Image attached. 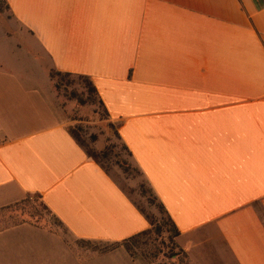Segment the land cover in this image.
<instances>
[{
	"label": "crops",
	"instance_id": "crops-1",
	"mask_svg": "<svg viewBox=\"0 0 264 264\" xmlns=\"http://www.w3.org/2000/svg\"><path fill=\"white\" fill-rule=\"evenodd\" d=\"M3 2L0 209L37 196L66 233L0 227V264H93L77 242L150 228L69 134L50 70L93 82L190 264H264V0Z\"/></svg>",
	"mask_w": 264,
	"mask_h": 264
},
{
	"label": "rangeland",
	"instance_id": "rangeland-1",
	"mask_svg": "<svg viewBox=\"0 0 264 264\" xmlns=\"http://www.w3.org/2000/svg\"><path fill=\"white\" fill-rule=\"evenodd\" d=\"M9 22L7 6L0 0V23L10 24ZM71 79L70 83L64 82L59 89L55 87V81L50 79L56 96L55 104L59 118L66 122L68 129L79 132L81 140L90 149L100 152L107 145L114 146L119 158L111 157L110 162H105L109 175L148 215L153 216L158 222H161V219L165 221V216L161 214L157 205L151 202L148 186L143 177L136 172L135 164L122 150L121 143L110 125L112 122L103 109L97 102L79 105L75 99H69L71 91L78 93L84 91L76 78ZM116 161L121 164L117 165ZM123 168H128V174L124 173ZM22 222L36 225L46 231L66 233L37 196L27 195L18 203L0 209L1 228L13 227ZM128 246L130 250L116 243L77 242V248L86 252L89 262L92 258L100 256L93 264H190L186 254L178 247L176 238L166 231L141 236L136 242H129Z\"/></svg>",
	"mask_w": 264,
	"mask_h": 264
},
{
	"label": "trees",
	"instance_id": "trees-1",
	"mask_svg": "<svg viewBox=\"0 0 264 264\" xmlns=\"http://www.w3.org/2000/svg\"><path fill=\"white\" fill-rule=\"evenodd\" d=\"M49 77L51 80L55 81V87L57 89L61 88L64 82L70 83L72 80L71 78H76L77 81H79L82 84L84 91L80 92V93H78L76 91H71L69 94V99H75L79 105H86L88 103L97 102L98 105L103 109L107 118L109 119V115L107 113V110L105 109V106H104L102 100L100 99L99 94H98L93 82L87 76L75 75V74H71V73H64V72H60V71H56V70H50L49 71ZM110 125L114 130L116 138L121 143L122 150L124 152H126L127 155L131 158V154H130L128 148L126 147V145L122 142L115 124L111 123ZM68 131H69V134L71 135V137L76 141V143L86 153L88 158L91 159L92 161H94L107 175H109L108 169L105 166V162H107V161L110 162V160L112 159L111 157L117 158V159L119 158V154L114 151L115 147L112 145H107V146H105V148L102 151L96 152L95 150H92L87 145H85V143L81 140V136H80L79 132H77L76 130H71V129H68ZM115 163L117 165L121 164L120 162H117V161ZM135 169H136V172L139 175H141L139 169L137 167ZM123 171L126 174H128V172H129L128 168H123ZM140 187H143V186H140ZM121 190H122V188H121ZM148 192L150 194L151 202H154L157 205V207L159 208L161 214L165 216V221H164V219H161V222H158V220L154 219L153 216L148 215L142 208H140L138 205H136L129 198V196L124 192L127 195V197L131 200V202L135 205L137 210L145 217V219L148 221V223L150 225V228L148 230L141 232L135 236H132V237H130V238H128L122 242L116 243V244L123 245L127 250H130V247L128 246L129 242H136V240L139 237L147 236V235H150L151 233H154V232L160 233L162 231H166L168 233H171L172 237H174V238H177L179 236V232H178L177 228L175 227L171 218L167 214L165 208L163 207L161 202L158 200V198L155 196V194L152 192V190L150 189L149 186H148ZM142 193H143V195H145L144 192H142ZM45 209H46V207H45Z\"/></svg>",
	"mask_w": 264,
	"mask_h": 264
}]
</instances>
